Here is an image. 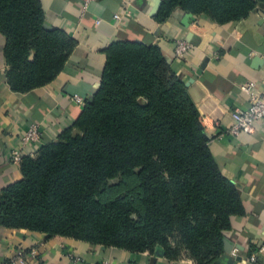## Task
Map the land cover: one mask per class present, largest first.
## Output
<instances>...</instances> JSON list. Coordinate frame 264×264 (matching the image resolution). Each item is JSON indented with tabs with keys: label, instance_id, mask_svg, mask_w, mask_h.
<instances>
[{
	"label": "trees",
	"instance_id": "obj_1",
	"mask_svg": "<svg viewBox=\"0 0 264 264\" xmlns=\"http://www.w3.org/2000/svg\"><path fill=\"white\" fill-rule=\"evenodd\" d=\"M177 9L227 25L264 0H162L155 20ZM0 35L17 94L51 84L77 45L46 24L39 0H0ZM103 54L99 87L79 114L0 190V228L214 264L243 204L215 164L186 85L157 45L119 41Z\"/></svg>",
	"mask_w": 264,
	"mask_h": 264
},
{
	"label": "crops",
	"instance_id": "obj_2",
	"mask_svg": "<svg viewBox=\"0 0 264 264\" xmlns=\"http://www.w3.org/2000/svg\"><path fill=\"white\" fill-rule=\"evenodd\" d=\"M39 2L46 24L65 31L77 45L51 84L17 94L6 82L4 38L0 35V190L20 179L18 166L10 162V151L20 146V138L31 124L39 125L41 141L29 147L26 155L53 141L79 114L81 106L70 98L86 99L97 89L105 63L103 50L109 44L130 41L157 45L187 87L215 164L242 200L244 213L231 219V230L224 238L231 251L226 254L223 249L214 264H264V253L259 252L264 243V121L256 122L250 133L229 134L231 113L249 106L248 96L239 86L253 82L257 93L264 79V9H256L239 22L217 25L202 16L186 19L188 13L178 9L159 23L155 20L159 9L153 13L156 0H95L84 13L80 0ZM125 11L129 17L123 16ZM114 14L122 20L115 22ZM179 39L191 45L182 58L174 55ZM31 250L36 251L35 257L29 256ZM18 252L24 254L23 262L13 264H195L185 258L168 261L158 251L133 254L0 228V264H11ZM224 254L227 257L222 260ZM252 255L254 262L249 260Z\"/></svg>",
	"mask_w": 264,
	"mask_h": 264
},
{
	"label": "built area",
	"instance_id": "obj_3",
	"mask_svg": "<svg viewBox=\"0 0 264 264\" xmlns=\"http://www.w3.org/2000/svg\"><path fill=\"white\" fill-rule=\"evenodd\" d=\"M95 0H80L81 13L87 11L89 5ZM124 17H129V12L125 11ZM113 20L115 22H120L122 16L119 14L113 15ZM99 23V20H96ZM264 25V19L262 21ZM191 45L184 41L183 39L176 40L174 44V55L177 58H182L189 50ZM263 59V70H264V55ZM256 86L253 82H244L239 86V91L248 96L249 106L245 110L236 109L231 113L232 125L229 129V134L236 136L240 133H250L253 130V126L258 121H264V79L261 82L259 92L254 93ZM71 102L77 105H82L84 99L79 96H72L70 98ZM41 141V130L38 124H31L26 132L20 138V146L13 148L10 151V162L12 165L18 166L24 156H33V149L28 152V148H33V146L40 144ZM259 252L264 253V243L261 245ZM236 253V252H234ZM232 255H235V254ZM29 256L35 257L36 251L31 250ZM24 254L18 252L16 259L11 261V264L17 262H23ZM249 260L254 262L255 255L250 256ZM14 261V262H13ZM101 264H113L110 261L103 262Z\"/></svg>",
	"mask_w": 264,
	"mask_h": 264
},
{
	"label": "water",
	"instance_id": "obj_4",
	"mask_svg": "<svg viewBox=\"0 0 264 264\" xmlns=\"http://www.w3.org/2000/svg\"><path fill=\"white\" fill-rule=\"evenodd\" d=\"M161 3H162V0H156L155 5H154V7H153V13H155V12L160 8ZM189 18H190V19H193L192 14H187V15H186V19H189ZM185 25H186V24H185ZM98 87H99V84L97 85L96 88H98ZM223 243H224V252H225L226 254H229L231 250H229V245H228L227 240L224 239ZM226 254H224V255L222 256V257H223L222 260L225 259V257H227ZM236 261H239V260L236 259Z\"/></svg>",
	"mask_w": 264,
	"mask_h": 264
}]
</instances>
